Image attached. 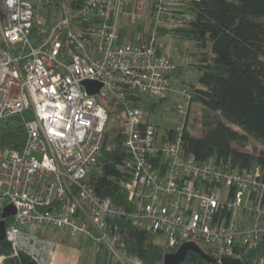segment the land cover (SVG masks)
<instances>
[{
  "label": "built area",
  "instance_id": "built-area-1",
  "mask_svg": "<svg viewBox=\"0 0 264 264\" xmlns=\"http://www.w3.org/2000/svg\"><path fill=\"white\" fill-rule=\"evenodd\" d=\"M175 1L0 0V125L32 114L23 147H0V201L15 208L0 240L10 252L0 249V264L21 254L35 264H67L60 244L31 226L90 235L121 264H145L117 246L125 239L119 218L160 234L169 246L200 241L212 264H264L262 167L240 170L186 153L182 134L193 92L176 88L170 73L177 64L155 33L143 42L121 37L124 15L135 21L153 6L158 21ZM87 80L102 83L100 91L90 94ZM168 93L179 96L176 107L185 115L174 133L161 132L135 105V96ZM112 99L125 119L126 155L118 168L126 204L89 179ZM242 246L248 249L240 255ZM249 248L254 253L244 260Z\"/></svg>",
  "mask_w": 264,
  "mask_h": 264
},
{
  "label": "trees",
  "instance_id": "trees-1",
  "mask_svg": "<svg viewBox=\"0 0 264 264\" xmlns=\"http://www.w3.org/2000/svg\"><path fill=\"white\" fill-rule=\"evenodd\" d=\"M147 10L151 19L147 26L140 22L133 28L135 21L127 15L122 17V38L143 42L152 33L157 37L171 34L195 43L196 60L191 68L197 77L186 79L185 68L177 63L171 73V78L179 79L193 92L191 106L197 102L203 109L200 134L192 133L188 125L191 107L184 121L182 136L186 153L194 155L199 162L215 157L218 163L246 171L260 165L264 178V0H176L158 21L154 7ZM135 101L136 106H141L143 96H135ZM107 105L122 109L113 99ZM31 118V112L25 111L4 120L0 125V147L21 149L26 141V123ZM107 130L102 155L89 179L96 182L102 195L126 204L127 195L120 182L123 176L118 168L126 155L121 144L123 136L118 134L109 141ZM175 130L166 129L170 133ZM251 142L259 152L245 148ZM116 222L125 233V239L117 246L138 256L145 264H165V256L176 252L181 245H167L160 234L141 229L128 218ZM195 243L212 257L202 242ZM0 249L6 254L10 252L6 241H0ZM244 249L248 247L242 246L237 251L241 255ZM249 250L244 260L253 255L254 250ZM184 263L212 264V261L189 250ZM4 264L35 263L28 255L21 254L8 257ZM94 264L121 263L98 243Z\"/></svg>",
  "mask_w": 264,
  "mask_h": 264
},
{
  "label": "rangeland",
  "instance_id": "rangeland-1",
  "mask_svg": "<svg viewBox=\"0 0 264 264\" xmlns=\"http://www.w3.org/2000/svg\"><path fill=\"white\" fill-rule=\"evenodd\" d=\"M41 13H46V10L41 9ZM140 22L145 23L146 26L151 24L150 14L147 8L141 12L139 17L135 18L133 28ZM158 42L159 45L164 48V51L168 56H170L177 64L182 65L185 68L186 79L197 77V73L191 68L192 63L196 60V55L194 53L195 43L193 41H187L175 38L171 34H165L158 35ZM177 80L178 81H175L178 83L179 87L188 88L185 83L181 82L179 79ZM104 92L105 91L103 90L102 93ZM178 100L179 97L173 93H168L167 97L163 99L159 96H143L141 106L149 116L151 122L157 125L161 132H164L166 129L177 128L183 123L185 115L178 113L176 107ZM108 106L112 111L107 125V132L110 141L123 131L125 119L124 114L120 112L117 107L111 105ZM202 111L203 109L200 104L197 102L192 103L188 117V125L194 134H200L203 130ZM245 148L259 152L258 149L256 150V144L252 142ZM98 171H100V169ZM5 204V201H0V209H2ZM29 230L57 241L60 244V250L64 251V261H66L67 264L70 262L75 264H94L98 242L93 236L72 234L61 228L47 229L44 226H31Z\"/></svg>",
  "mask_w": 264,
  "mask_h": 264
},
{
  "label": "water",
  "instance_id": "water-1",
  "mask_svg": "<svg viewBox=\"0 0 264 264\" xmlns=\"http://www.w3.org/2000/svg\"><path fill=\"white\" fill-rule=\"evenodd\" d=\"M83 84L90 94L98 93L102 87V83L92 80L84 81ZM14 213L15 208L12 204H7L3 207L0 218V240H4L6 237V218L12 216ZM189 250L199 253L203 257L208 258L209 261H214V258L209 257L196 243L187 241L182 243L176 252L169 253L165 256V264H185L184 260Z\"/></svg>",
  "mask_w": 264,
  "mask_h": 264
},
{
  "label": "crops",
  "instance_id": "crops-1",
  "mask_svg": "<svg viewBox=\"0 0 264 264\" xmlns=\"http://www.w3.org/2000/svg\"><path fill=\"white\" fill-rule=\"evenodd\" d=\"M160 48L164 51V48H162L161 46H160ZM164 52H165V51H164ZM169 57H170V56H169ZM170 58H171V57H170ZM171 59H172V58H171ZM172 60H173V59H172ZM173 61H174V60H173ZM173 71H174V70H173ZM173 71H171V73H172ZM171 73H170V77H171ZM175 80L178 81L177 78H172V81L175 83L177 89L185 88V87H179L178 83H177ZM185 85H186V84H185ZM185 85H184V86H185ZM186 89H188V88H186ZM173 94L177 95L176 93H173ZM177 96H178V95H177ZM178 97H179V96H178ZM2 209H3V208H2ZM2 209H1V210H2ZM70 263H72V262H70Z\"/></svg>",
  "mask_w": 264,
  "mask_h": 264
}]
</instances>
